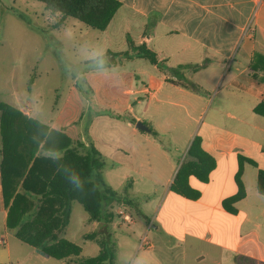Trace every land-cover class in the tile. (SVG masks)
<instances>
[{
  "label": "crops",
  "instance_id": "crops-1",
  "mask_svg": "<svg viewBox=\"0 0 264 264\" xmlns=\"http://www.w3.org/2000/svg\"><path fill=\"white\" fill-rule=\"evenodd\" d=\"M119 1L102 31L105 51L95 58L107 64L83 76L91 88L105 86V78L129 89L122 95L100 89L90 121L83 124L82 103L89 97L81 96L74 82L72 91L80 95L71 96L64 113L48 121L80 147L88 143L99 150L104 179L119 196L109 208L112 221L92 222L95 231L89 234L100 242L106 229L113 238L125 225L139 226L142 216L147 241L131 245L133 264H264V196L257 190L264 116L254 112L264 102V71L254 68L257 55L264 57V0ZM128 37L136 45L145 43L160 63L139 57ZM119 42L123 48H115ZM178 65L199 66L185 71L198 91L166 81ZM17 102L31 117L29 101ZM138 122L149 131L138 129ZM196 137L215 167L207 182L194 166L186 168L183 181L199 191L191 198L177 192L174 181L183 162L195 161L188 150ZM253 156L262 163L248 162ZM239 172L245 194L228 208L224 203L239 193ZM149 205L148 215L143 208ZM131 206L138 209L135 214ZM7 214L0 171V242L5 244ZM117 257L116 252L115 264Z\"/></svg>",
  "mask_w": 264,
  "mask_h": 264
},
{
  "label": "trees",
  "instance_id": "trees-1",
  "mask_svg": "<svg viewBox=\"0 0 264 264\" xmlns=\"http://www.w3.org/2000/svg\"><path fill=\"white\" fill-rule=\"evenodd\" d=\"M38 1L53 15H60L57 26L72 17L99 31L108 28L121 7L119 0ZM128 44L139 57L153 65L160 63L157 54L145 43L136 45L128 37ZM263 63L264 57L257 55L254 68L264 71ZM198 68L190 65L172 67L166 81L198 91L199 88L185 75L187 69ZM254 112L264 116V102L257 105ZM0 136L1 183L4 205L8 209L7 228L14 229L24 243L40 249L49 257L65 260L67 264H115V243L106 229L96 256L79 257L81 248L61 239V233L70 221L73 202L82 205L92 222L107 225L112 221L113 214L109 208L119 201V196L104 179L105 160L99 150L91 145L87 153H82L78 142L63 130L50 128L8 104H0ZM188 154L195 161L182 163L174 188L196 198L199 191L192 190L189 183L183 181V172L194 166L201 181L207 182L215 161L201 148L198 137L193 140ZM240 177L241 172L236 177L239 193L224 203L228 208L245 194ZM257 190L264 196V170L258 172ZM95 237V233L86 235V239Z\"/></svg>",
  "mask_w": 264,
  "mask_h": 264
},
{
  "label": "rangeland",
  "instance_id": "rangeland-1",
  "mask_svg": "<svg viewBox=\"0 0 264 264\" xmlns=\"http://www.w3.org/2000/svg\"><path fill=\"white\" fill-rule=\"evenodd\" d=\"M59 20L60 15H53L47 11L45 5L38 0H0V104H8L19 109L21 104L17 101L20 99L29 101L27 107L32 109V116H27L49 126L50 119L64 113L68 99L80 95L72 91L74 82H77V89L84 93L81 96L89 97L82 103V107L85 108L83 124H86L90 121L94 102L96 103L93 97L102 95L100 89L103 88L108 95H122L124 90L129 88L123 85L116 87L105 78V86L89 87L83 75L107 64L106 60L103 62L95 60L105 51L104 35L102 31L72 17H68L62 25L57 26ZM123 40L124 38L119 39ZM123 46L124 43L119 42L115 48ZM31 80L33 84H30ZM76 107L78 108L79 104ZM191 145L192 143L189 147ZM88 149V143L79 148L82 153H87ZM253 157L252 165L262 163L260 157ZM108 178L110 180L109 176ZM146 207L147 209L144 207L143 210L148 214L152 205ZM128 210L135 214L134 210L138 209L131 206ZM140 217L144 221V218ZM142 220L139 226L125 225L123 230L117 231L116 236L112 234L115 254L118 253L116 264H133V261L128 262V252L131 245H141L144 236ZM122 221L129 225L133 223L124 219ZM92 231H95V226L90 221L89 214L82 205L73 202L70 221L61 233V239L80 247L79 257L96 256L99 254L100 242L86 239V235ZM9 232L8 243L0 245V263L67 264L65 260L46 256L40 249L24 243L17 237L14 229Z\"/></svg>",
  "mask_w": 264,
  "mask_h": 264
},
{
  "label": "water",
  "instance_id": "water-1",
  "mask_svg": "<svg viewBox=\"0 0 264 264\" xmlns=\"http://www.w3.org/2000/svg\"><path fill=\"white\" fill-rule=\"evenodd\" d=\"M136 127H137L138 129H140V130H146V131H149V128H148L145 124H143L142 122H138V123L136 124ZM46 256H48V255H46Z\"/></svg>",
  "mask_w": 264,
  "mask_h": 264
},
{
  "label": "built area",
  "instance_id": "built-area-1",
  "mask_svg": "<svg viewBox=\"0 0 264 264\" xmlns=\"http://www.w3.org/2000/svg\"><path fill=\"white\" fill-rule=\"evenodd\" d=\"M122 213V212H121ZM125 217V216H124ZM146 237L142 238L141 240V244H146ZM0 244H5L4 242H0ZM0 264H12V263H9V262H5V263H0Z\"/></svg>",
  "mask_w": 264,
  "mask_h": 264
}]
</instances>
